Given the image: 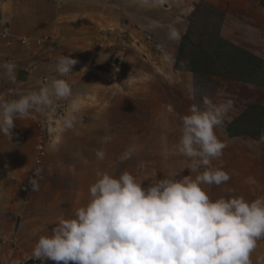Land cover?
I'll list each match as a JSON object with an SVG mask.
<instances>
[{"label": "rangeland", "instance_id": "obj_1", "mask_svg": "<svg viewBox=\"0 0 264 264\" xmlns=\"http://www.w3.org/2000/svg\"><path fill=\"white\" fill-rule=\"evenodd\" d=\"M173 1L0 0V64L13 62L17 66L15 83L0 78V100L38 91L57 78L55 65L61 55L78 60L73 75L64 77L72 87L71 98L57 101L50 110L33 111L24 119L17 118L11 140L0 134V251L17 256L21 253L17 251L18 243L28 239L26 243L34 246L40 235L50 234L59 217L71 218L77 208L88 202L89 192L70 185L74 181H63L61 173L54 172L62 167L84 169L81 176L87 177L83 186L88 189L103 173L119 177L127 171L145 186L171 174L176 176L177 169L183 170L184 176L195 178L202 169L191 172L188 158L183 166H176L171 159L181 135V118L188 114L191 105L203 107L205 96L214 104L231 100L232 106L215 128L218 139L226 144L225 151L211 164L212 168L228 173L230 179L220 186L203 185V189L212 200L236 196L252 201L264 197V63L221 39L226 10L210 0H183L190 2L192 8L185 17L188 29L180 34H186L183 51L173 63L166 62L164 52L156 50L154 38L145 28L142 12L149 9V3L168 6ZM16 2L20 5L16 6ZM140 3L145 4L144 11L134 21V12H138L135 6ZM258 3L263 4L262 0ZM153 13L152 10L150 14ZM24 22L46 27L58 25L60 29L54 36H47L41 29L40 34H35L23 31ZM85 68L87 71L82 70ZM139 68L147 75L137 76ZM150 71L158 73L156 82H152ZM150 84L158 88L152 100L148 94ZM255 87L262 88L260 97L253 96ZM190 89L195 90L194 98H190ZM124 102H136L138 106L135 110L124 108L123 113L115 105ZM73 103L79 106L75 125L65 129L62 121ZM157 104L166 116L154 112ZM145 110L152 119L158 116L160 128L156 131L153 124L147 128L158 140L166 136L164 141L172 146L166 154L167 150L156 144L125 136V126L129 132L133 129L121 117L128 118L137 111L143 116ZM232 119L235 120L227 122ZM229 132L240 136L231 138ZM74 140L84 152L70 156L69 161V155H65L56 161L59 164H52V158L61 153L58 148H68ZM241 148L248 153L239 152ZM96 150L104 151L103 160L97 159ZM37 168L41 170L37 178L40 188L33 192L29 180L35 178ZM19 227L25 229L27 236L17 242ZM258 255H264V240L253 253L254 264ZM28 260L33 263H25ZM28 260L19 264H42ZM43 264L55 262L46 260Z\"/></svg>", "mask_w": 264, "mask_h": 264}, {"label": "clouds", "instance_id": "obj_2", "mask_svg": "<svg viewBox=\"0 0 264 264\" xmlns=\"http://www.w3.org/2000/svg\"><path fill=\"white\" fill-rule=\"evenodd\" d=\"M168 35L171 40L181 38L174 28ZM77 63L61 55L55 65L57 78L38 91L0 100V134L11 140L17 118L71 98L73 90L64 77L73 75ZM16 67L13 62L0 64V78L15 83ZM189 94L194 98L195 90ZM231 106V100L214 104L205 96L203 107L193 104L181 118L177 150L190 161L191 172L202 169L195 178L165 177L145 188L127 171L119 177L103 173L89 186L88 202L71 218L59 217L50 234L40 235L30 258L42 264H254L253 253L264 240V197L212 200L202 187L230 179L211 164L226 147L215 128ZM71 107L62 121L65 129L75 125L79 106ZM95 155L98 160L105 157L103 150ZM40 174L35 169V178L29 180L33 192L39 191ZM255 264H264V255H258Z\"/></svg>", "mask_w": 264, "mask_h": 264}, {"label": "crops", "instance_id": "obj_3", "mask_svg": "<svg viewBox=\"0 0 264 264\" xmlns=\"http://www.w3.org/2000/svg\"><path fill=\"white\" fill-rule=\"evenodd\" d=\"M210 1L214 2L218 7L226 10V15H225V18L223 20L222 27H221V33H220L221 39H223L224 41L228 42L229 44L235 46L236 48H239V49L247 52L252 57L264 62V0H262L263 4H259L258 0H229L228 2H226L225 0H210ZM172 3H169L170 5H168V6L152 5L151 3H149V5H148L149 9L145 12H142V14L145 15V19H142V21L145 23L144 25H145L146 30H149V32H151V34L154 38L156 50H158V49L162 50L164 52V54L162 56L164 58V60L166 62H168V60L169 61L172 60V63H173L174 58L177 57L176 54H178V50H179V46L181 44V40L179 41V40L169 39V35H168L169 34V28L176 29L179 32V34L183 33L185 31V29L187 31L188 28H186V25H185V23H186L185 17L191 13L192 8L190 6V2H186V1L184 2L183 0H174ZM15 5L19 6L20 3L16 2ZM132 6H135V5L132 4ZM132 6H131V8H132ZM143 6H145V4H141V3L138 4V7L135 6V10H138V12H136V11L134 12V15H135V17L133 16L134 21L136 20L135 18H137L138 13H141L140 11L142 9H144V8H142ZM13 10H15V9H13ZM16 10H19V9L17 8ZM152 10L154 11V13L150 14V12ZM156 10H158L160 13L157 14ZM142 11H144V10H142ZM42 13H44V11ZM234 14H235V17L233 18ZM44 15H45V13H44ZM154 15H156V16L153 17ZM37 16H40V13L37 14ZM139 20H141V19H139ZM230 24L232 25L231 28H230ZM21 26H22L23 31H26V30L30 31V32L32 31L31 33H35V34H40L41 30L43 33L46 31L47 36L56 35L58 32L57 29H60V28H57L58 25L46 27L45 25H39V24H36L34 22H32V23L28 22V24L26 22L23 25L21 24ZM17 28H19V27H17ZM7 31H8V29L5 30L6 33H7ZM59 39H61V38H59ZM57 40H58V38H57ZM69 41H71V40H69ZM74 43H76V42L71 41V44H74ZM139 69L140 70H138V72L136 74H137V76L142 78L144 76L145 72L142 70V68H139ZM148 74L152 78V82H156L158 73L150 71ZM180 74H183V73H180ZM186 74H188V73H186ZM145 75H147V74H145ZM182 76H184V75H182ZM138 82H141V81H138ZM165 84H167V83H165ZM259 89H262V88L261 87H255L256 93H254L253 96H255V97L261 96V90H259ZM157 91H158V88L156 87V85L150 84V89L148 90V94H149V96L151 95V100H152V96L154 97L153 94ZM145 95L147 96V94H145ZM141 96H144V95L141 94ZM258 102H260V104L263 105V103L261 101H257V104H259ZM116 106L120 109H123L120 111H123V113H125L124 108L131 107L135 110V108H137V106H138V103L134 102L132 104H129L127 102H124V103H119V104L117 103L115 105V107ZM113 111L116 113L115 110H113ZM156 111L160 112L161 115L166 116L164 109H162L161 106L158 104L156 107H154V112H156ZM141 114H143V116H141L140 112L137 111V114H134L132 116H128V118L126 116L121 117L122 120L125 121V123L127 125H128V123H131V125H132L131 127L133 129L132 132H129V129L128 130L125 129L127 127V126H125V128L123 129V130L127 131L125 133V136L134 138V140H136V141L144 140L146 143L156 144L158 147H160L164 150H167V151H165V154H166L169 149H172L171 144H169L168 141H166V142L164 141L166 136L164 135L161 140H158V139H156L157 137L152 135L151 130L149 132V129L147 128L148 125H150V124H153L154 129L156 131L160 128L159 124H158L159 121L157 119L158 116L155 119L150 118L151 116H149L148 110H145L144 113H141ZM118 115H120V113ZM112 116H114V115H112ZM148 116H149V119H148ZM113 118L115 120H119L118 118L116 119L115 116ZM234 120L235 119L228 120V121L226 120V121L228 123H231ZM143 126H145L146 129L142 130ZM135 130H136V132H135ZM59 135H60V133H59ZM226 136H227V134H226ZM239 136L240 135H235V137L231 136V138H239ZM60 137H61V135H60ZM62 138H63V136L61 137V139ZM67 139L71 140L72 137H71V139L69 137H67ZM75 142H77V140H74L73 143L69 142L70 144H69L68 148L64 147V146H62L63 148H58V149H61V153L58 154V152H57L56 156H54L52 158L53 162H54L52 164L58 163V162H56L57 160L61 161L62 157L63 156L65 157V155L66 156L69 155V159H68V161H69V160H71L70 156L76 157L77 155L84 152L83 149L81 150V148H78L77 143H75ZM173 149H174L173 154H175V157H174V159H171V160H173L174 163H176V166H179L178 164H180V166H181L183 164L182 162L185 161L184 159L186 157H184L183 155H181L178 152L177 146H176V149L175 148H173ZM85 151H86V154L89 155V151H87L86 149H85ZM223 151H225V148ZM239 152H241V153L245 152V154L248 153L246 149H242V148L239 150ZM50 155H51V153H50ZM68 161L66 163L67 166L65 165L66 168H68V165H69ZM62 168L63 169H61V171L54 170V172L57 175L60 172L61 178L63 181H65V180L71 181V182L74 181V183H70V185L76 184L75 187H78L80 189L82 188V189L86 190L87 192H89V189L83 186L85 184L86 180L88 181L86 176H83V177L81 176V175H83V172H86L84 169L81 170L82 168H78V167L74 168L73 166H72V169L69 168L68 170H66L64 167H62ZM182 172H183V170L177 169V172H176L177 175L176 176L171 174L168 177H176V179H180L184 176V173H182ZM140 175H143V174H140ZM68 176H70V177L72 176V179L69 178ZM138 182H141V181H138ZM148 186L149 185L145 186L144 184H142V187L147 188ZM4 212L6 214H8V211L4 210ZM16 235H17L16 239L18 240L17 242H20L23 237L27 236V234L25 233V229L20 228V227H19V230H17ZM24 240H25V242L21 243V245L18 243L17 251H20L21 253L16 254L17 256H14V254L8 253L6 251L2 252V250H1L0 251V263L1 264H3V263H15V262L23 263L26 260H28V258H30V255L28 253H30V250L33 249L32 248L33 245H32V243H26L28 241V239H24ZM8 244L9 243H7V245ZM3 253H5V254H3ZM27 262H31V261L28 260L25 263H27Z\"/></svg>", "mask_w": 264, "mask_h": 264}, {"label": "trees", "instance_id": "obj_4", "mask_svg": "<svg viewBox=\"0 0 264 264\" xmlns=\"http://www.w3.org/2000/svg\"><path fill=\"white\" fill-rule=\"evenodd\" d=\"M198 8V6L195 8V11H196V9ZM190 31V30H189ZM187 35H188V33H187ZM184 37H186V34H185V36L183 35L182 37H181V44H180V46H179V50H178V55H177V58H179L180 56H181V54H182V51H183V44H184ZM223 40V39H222ZM224 41V40H223ZM226 42V41H225ZM228 43V42H227ZM229 44V43H228ZM236 48V47H235ZM236 49H239V48H236ZM240 51H241V49H240ZM243 51V50H242ZM243 52H245V51H243ZM250 58H254V57H252L251 55H249L247 52H245ZM254 59H256V58H254ZM258 60V59H257ZM259 61H261V60H259ZM262 63H264L263 61H261ZM229 130V129H228ZM229 135H231V136H233L234 134L233 133H231V132H229ZM252 137H254V136H252ZM29 263H32V262H29Z\"/></svg>", "mask_w": 264, "mask_h": 264}]
</instances>
